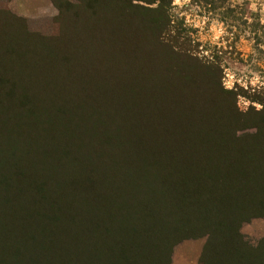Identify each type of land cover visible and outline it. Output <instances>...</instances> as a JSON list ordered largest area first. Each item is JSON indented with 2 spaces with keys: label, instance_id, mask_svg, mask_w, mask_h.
I'll return each mask as SVG.
<instances>
[{
  "label": "trees",
  "instance_id": "16d2710c",
  "mask_svg": "<svg viewBox=\"0 0 264 264\" xmlns=\"http://www.w3.org/2000/svg\"><path fill=\"white\" fill-rule=\"evenodd\" d=\"M116 1L108 23L131 17L133 37L91 79L61 45L0 30V264H171L204 235L199 264H264V238L240 233L264 217V99L253 118L215 74L195 79L171 0Z\"/></svg>",
  "mask_w": 264,
  "mask_h": 264
},
{
  "label": "rangeland",
  "instance_id": "374dc122",
  "mask_svg": "<svg viewBox=\"0 0 264 264\" xmlns=\"http://www.w3.org/2000/svg\"><path fill=\"white\" fill-rule=\"evenodd\" d=\"M134 2L139 6L145 4ZM88 3V0H0L2 21L23 20L22 24L12 26L3 24L0 30L8 27L7 31H15L24 40L27 36L32 45L34 39L37 47L41 43L37 36L61 45L63 62L72 64L73 72L76 68L78 77H82L87 68L102 69L109 65L112 46L108 43L113 45L114 35L129 40L134 31L128 16L125 20L115 19L120 22L115 27L108 23L113 4H118L116 0H98L94 4L96 13ZM169 13L171 27L167 34L177 49L190 53L195 79H216L212 78L215 74L220 86L236 95L237 110L255 118L251 110L263 106L256 99H264V0H171ZM102 38L105 40L101 41ZM21 50V45H15L13 60H18L16 54ZM68 52L74 57L69 58ZM87 76L91 79L93 74L87 72ZM7 114L11 123L15 122V109ZM240 233L248 245L258 246L264 238V217L243 222ZM206 238V235L190 236L179 240L172 247L171 264H199Z\"/></svg>",
  "mask_w": 264,
  "mask_h": 264
}]
</instances>
